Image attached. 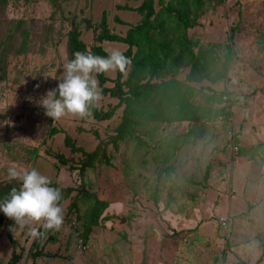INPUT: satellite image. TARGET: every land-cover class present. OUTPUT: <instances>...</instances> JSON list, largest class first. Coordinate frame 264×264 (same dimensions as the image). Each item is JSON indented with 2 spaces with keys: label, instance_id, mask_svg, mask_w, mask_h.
Returning <instances> with one entry per match:
<instances>
[{
  "label": "rangeland",
  "instance_id": "rangeland-1",
  "mask_svg": "<svg viewBox=\"0 0 264 264\" xmlns=\"http://www.w3.org/2000/svg\"><path fill=\"white\" fill-rule=\"evenodd\" d=\"M53 1L69 3L65 8L81 11L79 18L93 22L107 12L109 27L117 34L140 20L133 11L117 9L118 5L139 4L127 0H28L9 6L7 17L23 20L28 32L43 37L44 26L52 22ZM68 27L65 18L53 23L44 53L11 59L6 78L0 81V185L10 181L20 184L8 176V170L16 168L36 169L63 187L79 186L77 175L64 166L58 171L57 161L47 157V152L50 149L72 157L70 163L79 165L81 157L65 147L64 135L91 151L97 141L89 130L105 138L119 122L121 109L104 122L73 116L52 121L38 105L40 98L61 82L64 65L69 62ZM81 31L84 43L92 45L93 32L83 26ZM189 34L199 48L219 46L215 49L219 67L226 51L223 45L231 46L232 61L224 79L215 84H191L194 104L226 106L228 116L206 123L197 138L196 132L189 133L197 124L151 125L152 136H142L147 147L129 139L112 153L110 166L87 170L88 188L101 192L113 206H122L123 210L116 211L122 216L116 217H130L131 222L118 226L114 218L105 220L94 229L87 249L81 250L76 226L71 227L76 216L65 220L70 199L63 205V225L52 230L55 242L46 248L55 256L33 262L29 255L35 242L29 227L39 229L40 225L18 227L15 247L0 227V264H8L14 249L22 253L20 264H264V0H212L201 25ZM101 46L107 53L126 49L117 42ZM186 72L185 68L178 79L183 80ZM104 75L113 78L116 72ZM206 86L212 91L203 89ZM220 92L227 94L220 97ZM115 103L102 97L98 106L107 109ZM52 127L65 133L49 138ZM233 144L238 147L235 152ZM208 166L210 177L206 181ZM157 188L161 198L158 206L152 198ZM167 204L170 207L165 209ZM221 218L228 219V228L222 227ZM136 247L144 249L137 258Z\"/></svg>",
  "mask_w": 264,
  "mask_h": 264
},
{
  "label": "trees",
  "instance_id": "trees-1",
  "mask_svg": "<svg viewBox=\"0 0 264 264\" xmlns=\"http://www.w3.org/2000/svg\"><path fill=\"white\" fill-rule=\"evenodd\" d=\"M127 1L139 2V4L135 7L118 5L117 9L133 11L140 16V20L128 25L123 34H117L110 29L105 11L102 12L99 21L93 22L88 18H79L81 11L65 8L69 3L59 4L53 1V12L50 17L52 22L44 26L41 34L43 37L36 38L28 32L23 20L7 17L9 6L26 3L28 0H0V81L6 78L11 59L24 57L28 53H44V44L50 42L49 33L52 24L61 18H65L69 24L66 32V53L69 61L74 59V53L77 51L90 50L95 55L106 57L108 53L101 46L104 42L125 44L126 49L122 53L132 61L125 72L117 71L113 78H108L104 74L96 75L102 97L112 98L116 103L107 109L97 105L92 109V115L87 118L96 122L109 121L121 109L119 122L114 131L103 138L96 130H89L97 141L91 151L83 149L65 134L64 145L72 154L81 157L79 165L70 163L73 161L72 157L66 158L50 149L47 152V157L57 161L55 163L58 171L59 167L64 166L71 175L75 174L78 177L79 186L63 187L52 180L50 186L60 190L62 198L59 205L62 209L67 200H73L65 220L73 215L76 216V224L72 223L71 227L76 226L79 238L83 239L85 245L94 229L103 225L105 220L111 219L104 216L110 203L100 200L88 188L87 170L97 165L110 166L112 153L118 152L120 145L129 139H135L139 146L147 147L148 143L142 136H152L154 129L151 125L184 122L197 124V129L189 131V133L196 132L194 138H197L204 132L206 123L226 118L229 114L226 106L213 108L192 102L194 87L191 84L202 81L215 84L224 79L233 56L231 46L224 44L226 51L219 67L215 50L219 46L212 44L206 48H199L189 34L191 29L201 25V19L212 0ZM116 22L123 24L118 18ZM81 26L93 32L92 45H86L81 39ZM185 68L187 72L184 79H178ZM203 89L212 91L209 86ZM226 94L220 92L217 95L223 97ZM80 130L85 132L83 129ZM58 133L65 132L63 129L52 127L48 137L52 138ZM209 172L210 166L206 168L204 174L206 181L210 177ZM161 179L162 176L159 175L158 180ZM19 186L17 181L0 185V201L7 198L13 187L19 188ZM152 198L154 204L158 206L161 200L160 188L155 190ZM170 204H167L165 209L169 208ZM0 227H3L10 243L15 247L17 245L15 232L19 226H15L14 221L7 218L2 211H0ZM38 230L44 231L42 227ZM51 233L52 231L47 232L42 240H35L33 243L29 252L33 262L46 256L56 255L46 251L47 246L55 242V237ZM22 257V253L14 249L8 264H20Z\"/></svg>",
  "mask_w": 264,
  "mask_h": 264
},
{
  "label": "clouds",
  "instance_id": "clouds-1",
  "mask_svg": "<svg viewBox=\"0 0 264 264\" xmlns=\"http://www.w3.org/2000/svg\"><path fill=\"white\" fill-rule=\"evenodd\" d=\"M131 62L118 49L108 50L106 57L95 55L90 50L77 51L74 59L64 65L57 88L48 90L38 105L52 121H59L65 116L90 117L92 109L102 98L96 75L117 71L123 73ZM8 176L10 180H18L20 186L13 187L7 198L0 201V211L13 220L15 226L40 225L44 231L29 227L33 240H42L47 232L58 231L64 222V210L59 205L61 192L50 186V178L36 169L16 168H10Z\"/></svg>",
  "mask_w": 264,
  "mask_h": 264
},
{
  "label": "crops",
  "instance_id": "crops-1",
  "mask_svg": "<svg viewBox=\"0 0 264 264\" xmlns=\"http://www.w3.org/2000/svg\"><path fill=\"white\" fill-rule=\"evenodd\" d=\"M96 195H97V197L100 199V200H104V201H108L109 203H110V206H109V208L106 210V213L104 214V216H108V217H110V216H115V217H111V219L112 218H118V217H116V216H122V215H117L118 213L116 212L118 209H122L123 210V208H122V206L120 207V206H118V205H115V206H113V204H112V202L111 201H109L108 200V198L106 197V198H104V197H102L103 195H101V192H97V191H93ZM114 214V215H113ZM121 218V217H120ZM128 219V222H131V219H130V217H128L127 218ZM126 236H128V235H126ZM126 240H128V239H126ZM130 240H132V239H130ZM133 250H136L135 252H136V258L137 257H139L141 254H142V252L144 253V249H140L139 247H136L135 249H133ZM139 251H141V253L139 254Z\"/></svg>",
  "mask_w": 264,
  "mask_h": 264
},
{
  "label": "built area",
  "instance_id": "built-area-1",
  "mask_svg": "<svg viewBox=\"0 0 264 264\" xmlns=\"http://www.w3.org/2000/svg\"><path fill=\"white\" fill-rule=\"evenodd\" d=\"M224 99H225V98H224ZM232 150H233L234 152L238 150V147H237L236 144H233V148H232ZM73 220L76 222V221H77V218L74 217ZM220 224H221L222 227H224V228H228V227H229V221H228V219H226V218H221V219H220ZM78 235H79V234H78ZM79 248H80L81 250H86V249H87V245L84 244V241H83V239H81V238H80Z\"/></svg>",
  "mask_w": 264,
  "mask_h": 264
},
{
  "label": "water",
  "instance_id": "water-1",
  "mask_svg": "<svg viewBox=\"0 0 264 264\" xmlns=\"http://www.w3.org/2000/svg\"><path fill=\"white\" fill-rule=\"evenodd\" d=\"M114 222H116V224L119 226V225H124L125 223L128 222V219H125V218H115L114 219Z\"/></svg>",
  "mask_w": 264,
  "mask_h": 264
}]
</instances>
